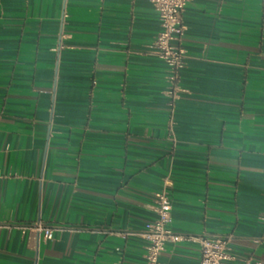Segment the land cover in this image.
<instances>
[{
    "label": "crops",
    "instance_id": "0c3cea01",
    "mask_svg": "<svg viewBox=\"0 0 264 264\" xmlns=\"http://www.w3.org/2000/svg\"><path fill=\"white\" fill-rule=\"evenodd\" d=\"M172 101L150 0H0V264H143L170 180L172 228L264 260V0H189ZM173 103V105H172ZM75 230L54 239L16 225ZM169 240L165 264H200Z\"/></svg>",
    "mask_w": 264,
    "mask_h": 264
},
{
    "label": "built area",
    "instance_id": "2783aa9c",
    "mask_svg": "<svg viewBox=\"0 0 264 264\" xmlns=\"http://www.w3.org/2000/svg\"><path fill=\"white\" fill-rule=\"evenodd\" d=\"M157 10L161 29L153 43L154 52L168 68L167 94L174 101L185 91L181 85V72L186 67V49L182 45L185 36L183 11L189 0H150ZM172 103V105H173ZM170 180L154 193V209L157 217L148 222L141 230H128L119 234L137 235L147 240L145 261L143 264H165L160 256L169 240H196L200 245V264H231L235 258L230 252V237L221 235H186L177 233L172 228L173 203L170 196ZM23 233L42 234L45 240L54 239L58 231L75 230L62 225H50L43 220L24 222L16 225ZM247 264H264L258 260Z\"/></svg>",
    "mask_w": 264,
    "mask_h": 264
}]
</instances>
